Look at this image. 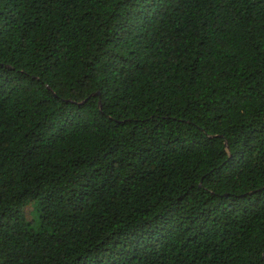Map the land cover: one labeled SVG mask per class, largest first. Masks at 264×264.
Here are the masks:
<instances>
[{
    "label": "trees",
    "instance_id": "obj_1",
    "mask_svg": "<svg viewBox=\"0 0 264 264\" xmlns=\"http://www.w3.org/2000/svg\"><path fill=\"white\" fill-rule=\"evenodd\" d=\"M0 264H264V0H0Z\"/></svg>",
    "mask_w": 264,
    "mask_h": 264
},
{
    "label": "rangeland",
    "instance_id": "obj_2",
    "mask_svg": "<svg viewBox=\"0 0 264 264\" xmlns=\"http://www.w3.org/2000/svg\"><path fill=\"white\" fill-rule=\"evenodd\" d=\"M32 214H33V211H30V215L32 216Z\"/></svg>",
    "mask_w": 264,
    "mask_h": 264
}]
</instances>
